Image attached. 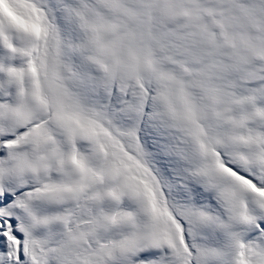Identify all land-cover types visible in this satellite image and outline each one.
Segmentation results:
<instances>
[{"label":"snow or ice","instance_id":"snow-or-ice-1","mask_svg":"<svg viewBox=\"0 0 264 264\" xmlns=\"http://www.w3.org/2000/svg\"><path fill=\"white\" fill-rule=\"evenodd\" d=\"M0 264H264V0H0Z\"/></svg>","mask_w":264,"mask_h":264}]
</instances>
